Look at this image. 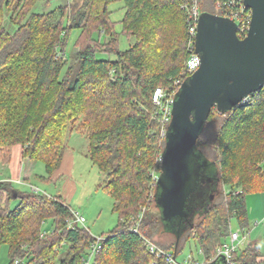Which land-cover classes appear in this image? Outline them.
<instances>
[{"label":"trees","instance_id":"1","mask_svg":"<svg viewBox=\"0 0 264 264\" xmlns=\"http://www.w3.org/2000/svg\"><path fill=\"white\" fill-rule=\"evenodd\" d=\"M43 1L0 0V165H9L13 148L21 146L24 159L45 166L46 175L36 180L50 184L69 137L83 133L119 216L90 264H167L147 242L177 259L188 239L214 264L217 249L230 239L232 221L249 227L248 195L264 192V89L226 114L213 110L197 150L217 167L215 184L195 198L192 224L178 238L179 221L165 222L156 205L154 177L161 173L166 139L153 95L158 87L170 90L177 79L190 77L188 14L182 5L194 0H121L122 34L135 40L124 51L110 19L112 0H69L33 12ZM224 1L198 4L202 13L225 16ZM73 31H80L74 45L79 50L68 58ZM102 53L115 59H101ZM0 193V248L8 246L9 264H85L96 238L82 226L69 228L73 209L61 196L22 191L10 181H0ZM12 200H18L15 207ZM47 221L52 230L44 235ZM165 236L173 241L162 242ZM66 244L70 248L59 257ZM232 261L264 264L255 244L234 253Z\"/></svg>","mask_w":264,"mask_h":264},{"label":"water","instance_id":"2","mask_svg":"<svg viewBox=\"0 0 264 264\" xmlns=\"http://www.w3.org/2000/svg\"><path fill=\"white\" fill-rule=\"evenodd\" d=\"M244 6L251 11V23L243 39L233 20L201 14L196 53L202 64L175 96L161 156L156 205L165 222L179 221L178 238L192 224L195 198L203 197L205 189L215 184V176L207 173L211 165L197 150L213 110L226 114L264 89V0H244ZM210 194L213 199L214 192ZM226 263L224 257L214 261Z\"/></svg>","mask_w":264,"mask_h":264},{"label":"rangeland","instance_id":"3","mask_svg":"<svg viewBox=\"0 0 264 264\" xmlns=\"http://www.w3.org/2000/svg\"><path fill=\"white\" fill-rule=\"evenodd\" d=\"M83 0H74L75 3H82ZM69 0H44L37 4L33 12L42 13L44 11H51L55 8L68 3ZM123 2L121 0H112L109 5L111 11L110 19L115 23V31L120 34L119 47L120 50H127L130 46L134 45V39H128L122 34V20L124 18ZM45 7L47 9H45ZM218 15V14H217ZM80 31H73L68 38V46L66 48V55L68 58L72 57V54L76 53L79 48H75V42L79 38ZM95 38H99V33L94 34ZM108 39L106 35L101 37V42H105ZM98 57L105 60H114V55L106 53L98 54ZM211 132H209L210 135ZM89 142L86 135L75 131L68 139V157L63 160L59 166L55 177L58 179L50 184L39 183L35 176L46 175L45 166L43 163H35L30 160H25L23 165V173L26 174L28 168L31 167L34 171V175L29 178V183H25L22 186H16L22 191H33L39 188L42 193L47 196H66L71 195L70 205L75 212H78L86 219L85 226L90 233L95 237H105L113 231L119 223V216L114 211L115 200L104 190V176L99 169L94 166L88 156ZM73 156V165L70 162V157ZM161 166V164H160ZM207 173L211 176H216L217 167H208ZM35 188V189H34ZM38 190V189H37ZM11 206L15 207L18 204V200H12ZM142 214V213H141ZM52 221H47L43 227V233L49 234L52 230ZM232 231H238V224L236 220L232 221ZM161 241V240H160ZM173 238L170 236L163 237L162 242L170 243ZM70 248L69 244H66L58 250L59 257H62ZM192 255L195 260L203 262L205 259L201 255L198 246L193 239L186 242L183 251L177 256L178 264H185V261ZM85 259L89 260V253L85 255ZM9 249L8 246H2L0 248V264H9ZM17 262V261H16ZM93 263V261H91Z\"/></svg>","mask_w":264,"mask_h":264},{"label":"built area","instance_id":"4","mask_svg":"<svg viewBox=\"0 0 264 264\" xmlns=\"http://www.w3.org/2000/svg\"><path fill=\"white\" fill-rule=\"evenodd\" d=\"M199 0H194L193 4L183 3L182 9L186 10L188 16L186 20V34H187V46L189 51V58L187 60V72L193 75L201 67L202 60L199 54L196 53V39L198 34V25L200 16L202 14L199 8ZM223 7L226 8V15L223 17L233 20L238 26V35L240 38H245L250 29L251 23V11L247 10L244 6V0H227L224 1ZM184 82L181 79H177L172 84L170 90H166L162 87H158L153 95V103L158 108L162 115L163 129L161 136L166 139L168 132L167 126L171 124L172 121V109L176 94L179 92L182 84ZM250 101V97L242 102L244 105ZM161 164V159H160ZM159 176H155L154 180L157 183ZM37 193L38 191L35 190ZM74 219L69 223L70 229H75L76 226H85L86 219L81 216L78 212L73 210ZM134 233H138V229L134 228L132 230ZM248 232L245 228L238 229V231H232L230 239L227 243L223 244L217 249L216 256L211 260L215 261L220 257H224L227 260L226 264H235L232 261L234 253L247 245ZM105 237L96 238V243L92 246L91 252L89 254V260L84 259L85 264H90L93 257L100 252L102 249V241ZM147 246L152 254L157 257H164L167 264H178L176 257L172 253L165 252L158 248L155 244L147 242ZM201 253V252H200ZM210 262L204 260L200 262L195 260L192 255L185 261V264H209ZM19 264V261L16 262Z\"/></svg>","mask_w":264,"mask_h":264},{"label":"crops","instance_id":"5","mask_svg":"<svg viewBox=\"0 0 264 264\" xmlns=\"http://www.w3.org/2000/svg\"><path fill=\"white\" fill-rule=\"evenodd\" d=\"M22 151L23 150L21 146H15L12 150V157L9 165H2V164L0 165V181H10L13 182L15 186H22L25 185V183H29V178L34 175V171L32 170L31 167H27L28 170L27 172H25L26 174L23 173L22 168L25 160L27 159L23 158ZM67 157H68V151H66L63 160H65ZM70 162L73 165L74 162L73 156L70 157ZM55 174L52 178L53 179L52 183L55 182L59 177V176L55 177ZM35 190L41 192V190L37 187ZM71 195L72 192L70 194H67L65 197L62 195L59 196H61L70 205ZM2 200L3 199L0 193V202ZM247 210H248L249 227L246 228L248 232L246 246L250 244L257 245L260 248L261 254L264 258V192L248 195Z\"/></svg>","mask_w":264,"mask_h":264}]
</instances>
